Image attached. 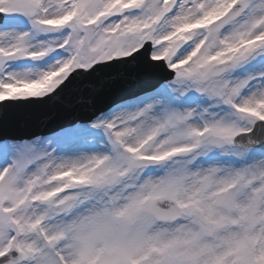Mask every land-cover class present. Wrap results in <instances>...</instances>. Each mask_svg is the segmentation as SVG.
Segmentation results:
<instances>
[{"label": "snow or ice", "instance_id": "obj_1", "mask_svg": "<svg viewBox=\"0 0 264 264\" xmlns=\"http://www.w3.org/2000/svg\"><path fill=\"white\" fill-rule=\"evenodd\" d=\"M0 264H264V0H0Z\"/></svg>", "mask_w": 264, "mask_h": 264}]
</instances>
